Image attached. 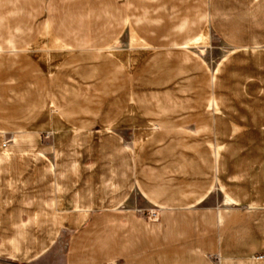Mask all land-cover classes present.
Wrapping results in <instances>:
<instances>
[{
  "label": "rangeland",
  "instance_id": "rangeland-1",
  "mask_svg": "<svg viewBox=\"0 0 264 264\" xmlns=\"http://www.w3.org/2000/svg\"><path fill=\"white\" fill-rule=\"evenodd\" d=\"M239 1L127 0L128 20L107 44L102 23L93 22L91 29L89 22L79 31L81 22L75 20L63 26L67 34L77 35L75 41L64 36L37 37L27 40L37 54L0 53V130L7 132L1 134L2 142H26V153L20 155L15 150L13 156L40 159V166L31 167L29 180L43 179L40 216L34 219V214H26V219L32 217L27 228L18 220L2 224L6 226L0 228V264H67L72 232L64 221L66 215L56 217L51 211L56 188L54 172L49 169H55L58 151L59 157H73L81 163L71 172L81 184L94 179V169L102 159L127 158L131 172L122 167L126 172L121 179L122 197L110 196L105 205L108 209L134 211L148 223L162 222V213L167 210L144 191L152 169L148 161L156 157L170 159L178 173L174 182L182 187L181 198L188 201L178 209L198 213L213 209L216 214L229 209L226 229L232 237L235 228L236 243L242 234L259 238L264 213L231 202L217 182L202 189L203 177L199 175L210 169L206 163L223 150L219 139L227 111L232 106L239 109L242 104V91L236 81L246 77L256 81L264 76V68L255 59L244 62L247 56L241 55L246 48H264V17L255 10L247 28L236 20L227 22L222 18L225 9L239 8ZM60 14V20L68 18ZM94 18L97 20L98 15ZM201 35L208 36V41L193 44ZM81 41L99 49L75 52ZM51 49L57 51H47ZM37 56L45 58L44 68L34 64H39ZM248 94L253 100L257 88L250 87ZM3 100L11 104L5 105ZM10 112L12 125L7 120ZM23 113L26 123L18 119ZM48 118L52 122L49 128L16 133L19 127L15 125H24L23 129L29 131L31 123L46 122ZM244 130L235 124L233 136H240ZM26 135L31 139L24 138ZM58 137L63 142L59 150ZM261 137L252 135L255 139ZM156 139L163 145L156 144ZM66 143L72 150H67ZM196 165L198 175L193 170ZM57 193L64 195L62 190ZM221 229L217 228L218 239ZM209 258L214 264H230L217 253ZM252 258L264 260V250ZM115 261L100 264H123Z\"/></svg>",
  "mask_w": 264,
  "mask_h": 264
},
{
  "label": "crops",
  "instance_id": "crops-1",
  "mask_svg": "<svg viewBox=\"0 0 264 264\" xmlns=\"http://www.w3.org/2000/svg\"><path fill=\"white\" fill-rule=\"evenodd\" d=\"M249 1L240 0L242 5L239 8L231 6L225 9L221 13L222 18L227 22L236 20L247 28L246 23L254 19L252 17L256 15L255 10L260 13L259 16L264 17V0H251L254 4ZM127 5V0H0V53L37 54L32 52L35 46L27 41L37 37L52 39L64 36L75 41L73 37L77 35L67 34L69 31L63 27L66 22L75 20L81 22L77 27L79 31L86 28L85 25L89 22L91 23L88 28L91 29L94 28L93 22L102 23L105 30L102 36L107 44L109 39L117 36L116 32L122 29V23L128 20ZM60 13L68 15V18L60 20ZM95 15H98L97 20L92 19ZM217 16L219 15L215 14ZM73 30L76 28H72ZM81 42L75 52L99 49L91 46V42ZM254 43L256 42L253 39L252 44L256 45ZM242 54L247 56L243 57L244 62L253 58L264 68L263 47L246 48ZM35 60L39 64H34L40 68H44L47 63L43 56H37ZM252 80L254 79L246 77L236 81L243 99L239 109L232 106L233 109L226 113L227 120L222 125V135H219V142L224 145L223 150L216 159L206 163L209 164L208 171H200L197 169L198 165L193 170L196 175L200 171L199 175L203 177L202 189L217 182L225 198L231 202L264 213V76L259 80ZM253 86L257 88L258 94L251 100L248 93ZM2 102L8 106L11 104L5 100ZM20 109L23 112L22 106ZM24 113L18 119L21 118L26 123ZM10 118L11 112L7 114V120L12 125ZM2 119L0 118V125H3ZM49 121L48 118L46 122L31 123L29 131L23 129L24 125H14L19 127L16 133L27 134L26 132L35 133L49 128L52 123ZM56 122L59 127L58 120ZM235 124L243 126L245 130L240 136L234 137L232 127L234 129ZM2 133L7 132L0 130V228H5L6 225L2 224L16 220L20 225H26L32 220L31 216L26 219V214L32 213L34 219H37L43 212V179L29 180L31 167L40 166L41 160L13 156L15 150L20 155L26 153V142L25 145L22 142L6 145L2 142ZM256 134L262 137L252 138ZM24 138L31 139L28 135ZM57 143L59 150L63 143L59 137ZM157 143L163 145L158 139ZM66 144L67 150H72L69 149L70 144ZM59 152L55 171L49 169L54 172L53 185L56 188L51 211L56 217L59 214L66 215L64 221L72 232V246L67 255V264H100L114 260L115 263L120 261L123 264H214L209 258L213 253L223 255L230 264H264V260L256 261L252 258L264 250V223L259 226V238L251 239L250 236L242 234L241 240L236 243L235 228L232 237L226 229V218L231 214L229 209L219 212L220 216L213 209L199 213L178 209L186 206L188 201L181 198L182 187L174 182L178 173L174 172V163L170 159L156 157L148 161L152 169L151 176L147 178L149 186H144V191L167 207L162 213V222L148 223L134 211L108 209L105 205L111 197H122L121 179L125 172L122 167L131 172V163L127 158H110L109 161L102 159L97 169H94V179L91 182L85 180L81 184L79 179L71 177L81 163L73 157H59ZM178 172L182 171L179 169ZM11 183L14 189L11 188ZM61 190L64 191L63 197L57 193ZM27 226L29 225L24 228ZM13 227L16 229L17 225L13 224ZM219 227L222 228L220 239L217 232ZM195 232H199V236ZM237 244L239 247L235 250Z\"/></svg>",
  "mask_w": 264,
  "mask_h": 264
},
{
  "label": "bare ground",
  "instance_id": "bare-ground-1",
  "mask_svg": "<svg viewBox=\"0 0 264 264\" xmlns=\"http://www.w3.org/2000/svg\"><path fill=\"white\" fill-rule=\"evenodd\" d=\"M206 42V41H208V36H206V35H202L201 37H199L198 39H197V41L195 42V44L196 43H198V42Z\"/></svg>",
  "mask_w": 264,
  "mask_h": 264
}]
</instances>
